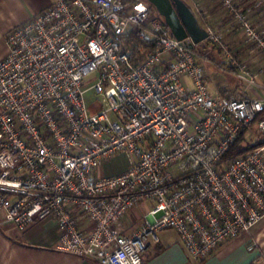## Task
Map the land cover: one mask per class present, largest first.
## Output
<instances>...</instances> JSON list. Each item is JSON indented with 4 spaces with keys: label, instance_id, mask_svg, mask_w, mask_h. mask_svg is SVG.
Instances as JSON below:
<instances>
[{
    "label": "built area",
    "instance_id": "obj_1",
    "mask_svg": "<svg viewBox=\"0 0 264 264\" xmlns=\"http://www.w3.org/2000/svg\"><path fill=\"white\" fill-rule=\"evenodd\" d=\"M190 1L204 19L198 0ZM217 1L254 37L232 0ZM204 21L207 40L236 66V78L254 84L256 73ZM5 43L6 221L23 230L51 218L59 250L101 264H142L162 228L175 230L189 257L201 261L264 219V139L253 140L264 135V115L250 127L264 99L214 94L205 55L176 39L147 0H52L8 30ZM245 130L253 146L228 156ZM120 153L122 172L97 175ZM145 200L153 205L144 224L123 234L121 218ZM80 214L90 231L78 227Z\"/></svg>",
    "mask_w": 264,
    "mask_h": 264
},
{
    "label": "crops",
    "instance_id": "obj_2",
    "mask_svg": "<svg viewBox=\"0 0 264 264\" xmlns=\"http://www.w3.org/2000/svg\"><path fill=\"white\" fill-rule=\"evenodd\" d=\"M52 0H0V60L8 53L5 36L8 30L26 23L33 15L48 6ZM198 19L201 27L205 21L216 28L234 60L243 63L256 73L254 84L247 86L236 78V66L228 63L226 55L216 44L204 40L206 57L205 76L209 89L225 97H250L264 99V0H232L246 17L254 37H250L235 18L217 0H198L202 16L195 11L190 0H184ZM187 43L190 41L186 40ZM261 70V71H258ZM127 166L126 156L117 154L96 170L99 176L114 175ZM0 192L4 190L0 188ZM1 193V194H3ZM0 194V195H1ZM153 202L142 201L129 210L120 220L121 232L131 235L144 224L145 216ZM78 227L90 231L93 227L84 215L77 218ZM159 241H148L142 264H264V219L249 231L223 242L207 258L191 259L184 249L177 232L170 228L158 231ZM58 228L51 218L35 220L23 230L4 219L0 211V264H101L90 257L63 252L57 248ZM253 245L252 250L248 246Z\"/></svg>",
    "mask_w": 264,
    "mask_h": 264
},
{
    "label": "water",
    "instance_id": "obj_3",
    "mask_svg": "<svg viewBox=\"0 0 264 264\" xmlns=\"http://www.w3.org/2000/svg\"><path fill=\"white\" fill-rule=\"evenodd\" d=\"M163 18L171 34L178 40L198 44L208 38L205 28L184 0H147Z\"/></svg>",
    "mask_w": 264,
    "mask_h": 264
},
{
    "label": "trees",
    "instance_id": "obj_4",
    "mask_svg": "<svg viewBox=\"0 0 264 264\" xmlns=\"http://www.w3.org/2000/svg\"><path fill=\"white\" fill-rule=\"evenodd\" d=\"M206 43H209V40H206L205 41ZM264 115V113H258L257 116H256V119L254 121H252L250 123V127L251 128H255L256 126V123L258 121V119ZM249 134V136H248ZM252 140V136L251 134L248 132V131H241L236 139V141L234 142V144H232L227 152V155H233L237 152H240V151H243V150H246V149H249L250 147L253 146V143L251 142ZM3 193V192H0V194Z\"/></svg>",
    "mask_w": 264,
    "mask_h": 264
},
{
    "label": "rangeland",
    "instance_id": "obj_5",
    "mask_svg": "<svg viewBox=\"0 0 264 264\" xmlns=\"http://www.w3.org/2000/svg\"><path fill=\"white\" fill-rule=\"evenodd\" d=\"M196 49H198V51H200L202 54H203V52H202V50H204L203 48H202V46L200 45V44H197L196 45ZM93 76V75H92ZM91 76V77H92ZM89 79V78H88ZM89 84H91V83H89ZM86 86H88V85H86ZM85 86V87H86ZM91 94H92V91H87L86 92V98H89L90 96H91ZM248 136H249V134H248ZM250 137V136H249ZM255 138H260V139H264V135H258V137H254L253 138V140H256Z\"/></svg>",
    "mask_w": 264,
    "mask_h": 264
}]
</instances>
